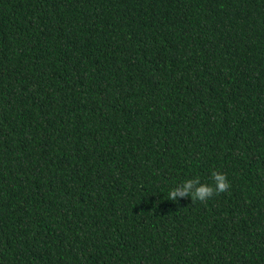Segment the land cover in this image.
Instances as JSON below:
<instances>
[{"label":"trees","instance_id":"trees-1","mask_svg":"<svg viewBox=\"0 0 264 264\" xmlns=\"http://www.w3.org/2000/svg\"><path fill=\"white\" fill-rule=\"evenodd\" d=\"M0 264H264V0H0Z\"/></svg>","mask_w":264,"mask_h":264},{"label":"clouds","instance_id":"clouds-1","mask_svg":"<svg viewBox=\"0 0 264 264\" xmlns=\"http://www.w3.org/2000/svg\"><path fill=\"white\" fill-rule=\"evenodd\" d=\"M209 177L211 183L202 182L199 176L186 177L168 190L169 200L179 201L181 198H189L191 201H205L214 193L223 192L229 187L223 172L212 170Z\"/></svg>","mask_w":264,"mask_h":264}]
</instances>
